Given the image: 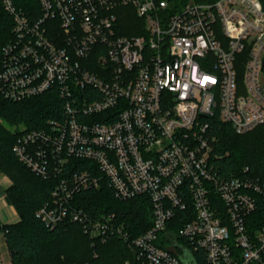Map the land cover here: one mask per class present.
I'll use <instances>...</instances> for the list:
<instances>
[{
    "label": "built area",
    "instance_id": "1",
    "mask_svg": "<svg viewBox=\"0 0 264 264\" xmlns=\"http://www.w3.org/2000/svg\"><path fill=\"white\" fill-rule=\"evenodd\" d=\"M0 1L14 21L0 92L62 100L57 119L13 146L55 181L39 219L122 237L147 264H184L168 226L191 208L178 235L207 264H264V182L249 170L223 176L211 155L216 120L239 135L264 125V0ZM126 7L137 35L121 34L116 10ZM104 183L118 200L150 201L147 232L131 239L115 216L75 204Z\"/></svg>",
    "mask_w": 264,
    "mask_h": 264
},
{
    "label": "trees",
    "instance_id": "2",
    "mask_svg": "<svg viewBox=\"0 0 264 264\" xmlns=\"http://www.w3.org/2000/svg\"><path fill=\"white\" fill-rule=\"evenodd\" d=\"M209 2L210 0H204ZM125 9H129L126 7ZM121 34L137 35L134 25L139 21L134 12L121 14ZM14 21L0 1V72L2 71L3 47L13 38ZM264 68V63H263ZM264 75V69H263ZM62 100L53 92L29 100L11 102L0 92V171L12 184L6 189L7 202L14 206L18 222L3 224L0 234L5 237L12 264H147L122 237H111L103 242L86 232L82 223H63L51 227L37 217V212L51 200L54 182L33 173L15 156L13 146L25 132L47 127L49 120L61 114ZM217 142L212 151L215 168L225 177L241 176L246 170L254 178L264 182V125L237 134L232 126L216 120ZM84 165L74 161L70 165ZM87 214L94 217L108 214L116 217L117 224H124L131 239L141 236L153 224L152 205L144 197L118 200L114 191L104 183L99 190L78 194L74 199ZM179 211L168 226L171 234L178 236L184 247L179 257L191 258V264H207L202 250H195L190 241L180 237L179 231L191 219L189 213ZM261 218V217H259ZM264 221L260 219L259 224Z\"/></svg>",
    "mask_w": 264,
    "mask_h": 264
},
{
    "label": "rangeland",
    "instance_id": "3",
    "mask_svg": "<svg viewBox=\"0 0 264 264\" xmlns=\"http://www.w3.org/2000/svg\"><path fill=\"white\" fill-rule=\"evenodd\" d=\"M125 13V12H132V9H125V11H122L121 13ZM12 184L10 178H8L5 174H2L0 171V193H2L4 200L6 201V204L8 206H11L6 199V189ZM14 208V206H11ZM15 209V208H14ZM16 211V210H15ZM17 213V212H16ZM18 215V214H17ZM11 218L9 215L7 216L6 219ZM0 221H2V219L0 218ZM2 223L4 224V221H2ZM9 257H10V262H9ZM0 264H10L11 263V256L9 254V250L7 249L4 241L0 238ZM12 264V263H11Z\"/></svg>",
    "mask_w": 264,
    "mask_h": 264
},
{
    "label": "crops",
    "instance_id": "4",
    "mask_svg": "<svg viewBox=\"0 0 264 264\" xmlns=\"http://www.w3.org/2000/svg\"><path fill=\"white\" fill-rule=\"evenodd\" d=\"M8 215L11 218L6 219ZM0 218L2 219V221H4V224H6V223H15V222L19 221L18 220V215H17L15 209L13 207L8 206L6 204V201L4 200V197H3L2 193H0ZM0 238L4 241V243L6 245L5 237H4L3 234H0ZM6 247H7V245H6ZM9 254H10V252H9ZM9 262H10V257H9Z\"/></svg>",
    "mask_w": 264,
    "mask_h": 264
},
{
    "label": "water",
    "instance_id": "5",
    "mask_svg": "<svg viewBox=\"0 0 264 264\" xmlns=\"http://www.w3.org/2000/svg\"><path fill=\"white\" fill-rule=\"evenodd\" d=\"M185 262H186V264H191L190 256H188V255L185 256Z\"/></svg>",
    "mask_w": 264,
    "mask_h": 264
}]
</instances>
